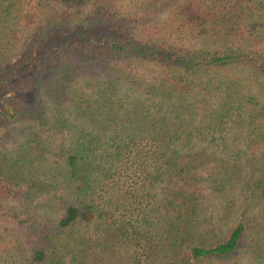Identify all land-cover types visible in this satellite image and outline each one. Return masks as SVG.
<instances>
[{
  "label": "trees",
  "instance_id": "16d2710c",
  "mask_svg": "<svg viewBox=\"0 0 264 264\" xmlns=\"http://www.w3.org/2000/svg\"><path fill=\"white\" fill-rule=\"evenodd\" d=\"M160 1L0 0V264H264V0Z\"/></svg>",
  "mask_w": 264,
  "mask_h": 264
},
{
  "label": "rangeland",
  "instance_id": "374dc122",
  "mask_svg": "<svg viewBox=\"0 0 264 264\" xmlns=\"http://www.w3.org/2000/svg\"><path fill=\"white\" fill-rule=\"evenodd\" d=\"M174 0H161L158 5H156V9L153 11V13L149 16H145L142 18V21L146 20H153L156 19L159 16L164 15L165 10L173 3ZM38 97V93L34 88H31L28 92L23 93L19 96V99L26 104H30L32 101H34ZM204 173V172H201ZM121 173H118L117 180L121 183H133L131 180H126V175L120 176ZM23 191L24 187L20 188H12L10 192L6 195L5 199L2 201L4 207L8 206H14V207H20L23 204ZM158 191V190H157ZM145 198V199H144ZM144 201L147 202L148 198L144 197ZM152 198H154L152 196ZM219 206V198L217 195L207 189H204V198L201 204V215H209L214 214V212L217 211ZM191 239H198L199 237L197 234H191ZM123 252V251H122ZM122 252L121 254H112L110 252H99L97 257V264H118L117 260L119 258L123 257ZM95 257V258H96Z\"/></svg>",
  "mask_w": 264,
  "mask_h": 264
}]
</instances>
